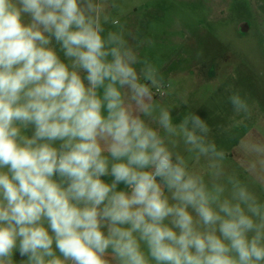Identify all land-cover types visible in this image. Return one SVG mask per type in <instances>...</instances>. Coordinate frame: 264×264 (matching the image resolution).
I'll list each match as a JSON object with an SVG mask.
<instances>
[{"label":"clouds","instance_id":"clouds-1","mask_svg":"<svg viewBox=\"0 0 264 264\" xmlns=\"http://www.w3.org/2000/svg\"><path fill=\"white\" fill-rule=\"evenodd\" d=\"M119 8L0 0V264H264V201L198 110L156 102ZM239 148L264 172V143Z\"/></svg>","mask_w":264,"mask_h":264},{"label":"rangeland","instance_id":"rangeland-1","mask_svg":"<svg viewBox=\"0 0 264 264\" xmlns=\"http://www.w3.org/2000/svg\"><path fill=\"white\" fill-rule=\"evenodd\" d=\"M118 2L120 8L112 14L145 42L139 50L142 57L156 66L173 55L192 57L165 85L168 95L156 96V102H168L181 115L198 110L211 128L210 139L229 154L227 169L264 201V172L259 166L257 175L245 171L252 157L239 148L241 141L264 143V0ZM232 94L248 102L249 117L232 111Z\"/></svg>","mask_w":264,"mask_h":264},{"label":"crops","instance_id":"crops-1","mask_svg":"<svg viewBox=\"0 0 264 264\" xmlns=\"http://www.w3.org/2000/svg\"><path fill=\"white\" fill-rule=\"evenodd\" d=\"M177 43L180 44L181 41L177 39ZM191 58L192 57H189V55L178 54V55H173L172 57L161 62V64L157 66L155 64L154 65L159 69L160 76L162 77L164 84H170V82L174 79L176 75H180V73H182L184 66L190 62ZM195 59L194 61L195 63H197L198 61ZM165 102L166 101L163 100L160 104L163 107L168 108L170 112L173 113V122L179 123V119L175 115L177 112L179 113V108H175L174 106H173L174 108L170 107L168 102L167 103ZM185 155H188V154H185ZM105 179H110V178H105ZM120 187H123V185H121Z\"/></svg>","mask_w":264,"mask_h":264},{"label":"built area","instance_id":"built-area-1","mask_svg":"<svg viewBox=\"0 0 264 264\" xmlns=\"http://www.w3.org/2000/svg\"><path fill=\"white\" fill-rule=\"evenodd\" d=\"M165 85H167V84H164V90H165ZM158 96V95H157ZM159 97V96H158Z\"/></svg>","mask_w":264,"mask_h":264},{"label":"flooded vegetation","instance_id":"flooded-vegetation-1","mask_svg":"<svg viewBox=\"0 0 264 264\" xmlns=\"http://www.w3.org/2000/svg\"><path fill=\"white\" fill-rule=\"evenodd\" d=\"M242 29V28H241Z\"/></svg>","mask_w":264,"mask_h":264}]
</instances>
